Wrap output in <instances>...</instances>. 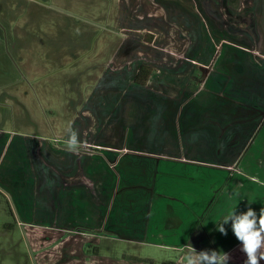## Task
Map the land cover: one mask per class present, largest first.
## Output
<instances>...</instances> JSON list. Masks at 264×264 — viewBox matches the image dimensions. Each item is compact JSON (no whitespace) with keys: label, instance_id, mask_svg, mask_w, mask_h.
Masks as SVG:
<instances>
[{"label":"crops","instance_id":"obj_1","mask_svg":"<svg viewBox=\"0 0 264 264\" xmlns=\"http://www.w3.org/2000/svg\"><path fill=\"white\" fill-rule=\"evenodd\" d=\"M209 2L30 0L48 24L41 34L49 17L66 29L67 14L68 30L89 38L59 47L33 42L35 26L12 27L0 56V110L10 115L0 126V192L37 264H184L188 244L244 264L231 222L226 236L215 224L233 205L257 215L264 207V26L255 47L211 43ZM71 4L79 9L65 12ZM188 31V58H159L160 69L143 57L158 34ZM209 47L212 58L193 56ZM144 65L154 72L142 86L135 79ZM69 128L78 152L67 148ZM120 241L164 246L177 258L130 259L114 249Z\"/></svg>","mask_w":264,"mask_h":264},{"label":"rangeland","instance_id":"obj_2","mask_svg":"<svg viewBox=\"0 0 264 264\" xmlns=\"http://www.w3.org/2000/svg\"><path fill=\"white\" fill-rule=\"evenodd\" d=\"M44 0H38L41 2ZM240 3V9L233 10L229 5L228 0H210V6L215 10L214 17L209 18V30L208 37L205 40H209L211 43L215 41L223 42L236 40L242 45V48L255 47L256 42L259 40L258 26H264V12L258 14L259 9L264 8V1L260 0H238ZM69 7L67 4H65ZM73 5L70 10L66 9L65 12L75 13L72 11L73 7L76 8V4ZM249 7H253V15L250 18L249 15L251 10ZM87 10L88 9H81ZM30 13V14H29ZM220 14V15H218ZM25 15V16H24ZM31 15V17L29 16ZM92 16L86 15L84 19H91ZM49 20L48 31L44 30L42 34L40 33V28L42 25L46 26L45 18L41 11V5L30 4V0H0V56L2 48L7 47V44L12 41L13 33L12 27L16 25H29L28 27H33V42L40 44L46 43L48 41L54 40V45H62L68 41H80L89 38L85 33L73 32L74 30H68L67 27L72 26L73 19L65 14L62 18L64 26L66 29L62 30L60 25H52V17L47 18ZM60 21V20H59ZM72 22V23H71ZM60 24V23H59ZM219 24V25H218ZM47 27V26H46ZM61 27V28H60ZM222 27V29L220 28ZM255 28V30H254ZM220 30V31H218ZM107 34H97L95 40H103L101 36ZM170 38H166L163 33L158 34L156 38V43L151 48H145L143 51L145 54L143 57L147 59L149 54L155 60L156 66L163 69L165 65L160 64L159 58H161V63H164V58H170L171 60L184 59V57L189 56L188 54V42L191 39L192 33H180L177 34V38L170 33ZM107 39L114 42L117 41L118 37L116 34H109ZM196 42L200 40V32H196L195 38ZM214 45L210 46L213 47ZM202 50L200 48H194L193 56H208L213 57V51L211 48ZM185 67V66H182ZM178 73L180 72L177 70ZM176 71V72H177ZM187 73L183 72V75L179 76L181 79L175 83L178 89L184 88L185 85V75ZM62 78V77H61ZM64 79V78H62ZM65 80V79H64ZM185 98V96H183ZM180 100L185 101L182 97ZM182 105V102H179ZM68 108V107H67ZM7 115H5V113ZM2 112L0 110V126L5 125L10 121V115L5 110ZM114 249L119 251L120 254L126 253L142 257L144 259H152L158 263H163L166 261H174L177 258V252L173 249L166 248L164 246H156L153 244H138L133 242L120 241L113 244ZM35 252L28 239V235L25 231L24 226L20 223L18 219L16 209L12 206L9 199L0 192V264H37L35 260Z\"/></svg>","mask_w":264,"mask_h":264},{"label":"clouds","instance_id":"obj_3","mask_svg":"<svg viewBox=\"0 0 264 264\" xmlns=\"http://www.w3.org/2000/svg\"><path fill=\"white\" fill-rule=\"evenodd\" d=\"M67 148L69 151L78 152L80 144L78 133L69 128ZM237 205H233L226 212L215 228L222 235H227L225 225L231 222V230L237 240L241 243V251L246 255L244 264H259L264 260V207L260 209L259 215L251 207L244 212H237ZM230 253L222 250L196 251L190 244L187 245L183 261L184 264H229Z\"/></svg>","mask_w":264,"mask_h":264},{"label":"trees","instance_id":"obj_4","mask_svg":"<svg viewBox=\"0 0 264 264\" xmlns=\"http://www.w3.org/2000/svg\"><path fill=\"white\" fill-rule=\"evenodd\" d=\"M153 72H154V68L146 65L142 66L136 76L135 82L138 85H142V86L147 85ZM130 259H137V258H130Z\"/></svg>","mask_w":264,"mask_h":264}]
</instances>
